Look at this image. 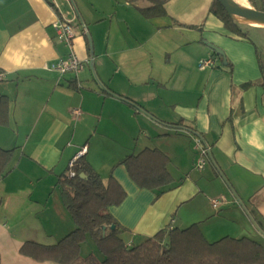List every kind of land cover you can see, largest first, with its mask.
Instances as JSON below:
<instances>
[{
  "label": "crops",
  "instance_id": "obj_1",
  "mask_svg": "<svg viewBox=\"0 0 264 264\" xmlns=\"http://www.w3.org/2000/svg\"><path fill=\"white\" fill-rule=\"evenodd\" d=\"M88 1L98 11L96 21L105 22L111 13L106 6L120 0ZM121 1L136 12L137 34L127 42L110 16L101 55L113 65L106 71L91 56L89 12L74 8L82 0H0V100L5 96L9 106L8 123L0 124V147L15 149L11 172L0 179V225L32 229L27 239L43 244L71 232L76 225L58 180L84 151L105 184L112 176L126 192L109 211L125 228L127 243L164 228L198 224L209 241L249 236L263 244L264 87L256 45L226 29L210 11L213 0ZM156 3L164 14L146 17L140 11ZM64 16L77 27L76 54L94 61L102 85L90 63L78 77L49 68L70 52L53 26ZM210 57L215 65L201 69L200 61ZM180 120L197 134L185 123L170 124ZM199 138L211 146L202 169L197 167ZM146 148L169 157L171 185L142 188L118 164ZM213 199L223 202L215 208ZM25 241L16 242L18 252ZM0 253L6 264L10 255L5 258L1 248ZM18 258L9 264L29 262Z\"/></svg>",
  "mask_w": 264,
  "mask_h": 264
},
{
  "label": "trees",
  "instance_id": "obj_2",
  "mask_svg": "<svg viewBox=\"0 0 264 264\" xmlns=\"http://www.w3.org/2000/svg\"><path fill=\"white\" fill-rule=\"evenodd\" d=\"M251 3L256 8L253 2ZM140 11L146 17L165 13L161 3L141 8ZM210 11L224 23L226 29L256 45L262 71L261 85L264 87V64L257 43L251 39L249 31L229 15L219 1L213 0ZM214 54L222 61L228 62L224 54L218 51ZM228 65L231 67L230 62ZM126 100L139 108L133 100L128 98ZM8 118V99L2 96L0 124L6 125ZM184 123V120H180L178 123L170 124L178 127ZM184 125L189 131L197 134L193 127L186 123ZM14 153L15 149L0 147V179L11 172L10 164ZM169 162V157L163 151L146 148L138 154L124 157L118 164L127 167L138 186L158 189L173 182L168 169ZM74 170V176H70L69 172L60 175L58 186L63 203L76 225L75 228L54 244L25 241L19 249L20 254L36 262L51 261L57 264H264V245L259 241L249 236L227 235L211 242L198 224H192L187 228H164L139 243H127L123 238L125 228L109 211L111 205L124 200L126 197L124 189L112 176L108 184H105L83 155L77 159ZM113 225L115 228H112ZM103 226H106L105 231ZM89 239L103 255V259L100 260L94 252L82 258V246Z\"/></svg>",
  "mask_w": 264,
  "mask_h": 264
},
{
  "label": "rangeland",
  "instance_id": "obj_3",
  "mask_svg": "<svg viewBox=\"0 0 264 264\" xmlns=\"http://www.w3.org/2000/svg\"><path fill=\"white\" fill-rule=\"evenodd\" d=\"M82 1L83 3L82 5H80V7L75 6L74 8L76 10L80 8H83L84 10L85 8V10L89 12V19H88L89 21L87 22L88 27H89L88 38H89V42L91 41L93 45V54L95 56L94 59L95 58L98 59V62H100L102 66L104 67V70L110 71L112 69L113 62L109 58L101 55L102 52H105L107 41H109V33L107 31V27L109 26L110 16L113 17L114 24L119 23L121 25V27L123 28V36L125 40L127 42H130L134 40V38H136V34H137V32L134 30L136 29V26L138 24V20L134 17V14L136 12H134L135 11L134 9L130 10L125 5L123 6V2L120 0L119 2H116L117 3L116 5L113 4V6H111L109 4V6H106L108 10H110L111 13L108 15L107 20L105 22H101V21L98 22L96 20L99 19L100 17H98V11L96 10V7H94L92 5V2H89L88 0H82ZM232 1L235 4L242 6V7H253L251 5V2H253V4L256 6L257 9L264 8V0H251V1L245 0L243 1L244 3H246L245 6L240 4L238 0H232ZM123 14L126 16V21L124 22L121 21L120 19V16H122ZM235 19L244 25L245 29L249 31V35L251 39L257 43L262 62L264 64V25L260 23H255L256 25H252V24H248L244 22L242 19H239V18H235ZM92 34H94V37L92 36ZM159 39L160 37L158 35V37L156 38V46L159 45ZM128 59L131 61L132 55H130ZM145 129H148V128L145 127ZM199 154H200V151H199ZM33 232L34 230L32 229L24 228V231H23L19 229H11L9 226L4 227L0 225V238L3 242V244L0 245V248L4 256L5 254L10 255L9 257L10 259L8 261L6 259L5 261L6 264H9L13 257H21V258H18V260L22 258L25 259V256H22V254H19V252L17 251L19 243H16V242L17 241L20 242L21 240H30L27 238H30ZM215 240L217 239H214V240L211 239L210 241L212 242ZM90 249H91V252H94L100 258V260L103 259V255L97 250V247L95 246V244L92 242L91 239H89L85 243V246L82 249V253H81L82 258L88 255V253L90 252ZM13 251L18 256H13L12 255ZM21 264H37V262L29 258V262H22Z\"/></svg>",
  "mask_w": 264,
  "mask_h": 264
},
{
  "label": "built area",
  "instance_id": "obj_4",
  "mask_svg": "<svg viewBox=\"0 0 264 264\" xmlns=\"http://www.w3.org/2000/svg\"><path fill=\"white\" fill-rule=\"evenodd\" d=\"M55 30H56V36L59 40L63 41L69 48L70 52L69 54L52 63L49 68L52 70H56L62 75L66 73H73L78 77V74L84 69L85 66H87L90 63V60H83L79 58V56L76 54L74 48H73V39L77 35V27L73 20H70L66 16L59 18L56 22L53 24ZM216 60L213 57L203 59L200 61V68L204 69L206 67H211L215 65ZM3 79L2 73H0V80ZM78 79V78H77ZM78 88H82L81 82L77 81ZM76 114H80L79 110L75 111ZM198 146L200 151V160L198 161L197 167L199 169H202L206 163V160L210 157V146L206 141H204L202 138L198 139ZM84 154V151L79 152V154L74 157L70 163H69V175L74 176L75 170L74 165L77 161V159ZM224 200V199H223ZM221 199H213L212 205L215 208H218L222 204Z\"/></svg>",
  "mask_w": 264,
  "mask_h": 264
},
{
  "label": "water",
  "instance_id": "obj_5",
  "mask_svg": "<svg viewBox=\"0 0 264 264\" xmlns=\"http://www.w3.org/2000/svg\"><path fill=\"white\" fill-rule=\"evenodd\" d=\"M217 1H219L222 4V6L227 11V13L231 15L233 18L252 20L254 22L264 25V10H260L255 7H242L235 4L231 0H217ZM90 43H91L90 44L91 56H93V45L91 41ZM90 67L94 73L96 80L100 83V85H102L96 74L93 60L90 61ZM82 176H84V174H82ZM112 228H115V226L113 225ZM103 230L104 231L106 230V226H103Z\"/></svg>",
  "mask_w": 264,
  "mask_h": 264
},
{
  "label": "bare ground",
  "instance_id": "obj_6",
  "mask_svg": "<svg viewBox=\"0 0 264 264\" xmlns=\"http://www.w3.org/2000/svg\"><path fill=\"white\" fill-rule=\"evenodd\" d=\"M232 1V0H231ZM239 2H240V4H242V5H244L245 6V4L246 3H244L243 1H245V0H238ZM243 20V19H242ZM244 22H246V23H248V24H252V25H256L255 23H257V22H254V21H252V20H243Z\"/></svg>",
  "mask_w": 264,
  "mask_h": 264
}]
</instances>
